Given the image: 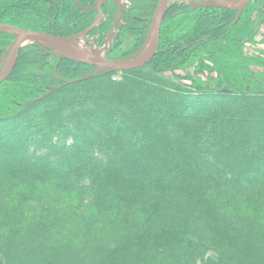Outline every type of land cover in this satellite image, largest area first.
<instances>
[{
  "label": "trees",
  "instance_id": "trees-1",
  "mask_svg": "<svg viewBox=\"0 0 264 264\" xmlns=\"http://www.w3.org/2000/svg\"><path fill=\"white\" fill-rule=\"evenodd\" d=\"M156 2L124 8L109 59L140 48ZM246 7L172 5L160 53L128 71L26 48L0 84V264H264V58L245 53L264 0ZM97 13L0 0V22L67 35Z\"/></svg>",
  "mask_w": 264,
  "mask_h": 264
},
{
  "label": "water",
  "instance_id": "water-1",
  "mask_svg": "<svg viewBox=\"0 0 264 264\" xmlns=\"http://www.w3.org/2000/svg\"><path fill=\"white\" fill-rule=\"evenodd\" d=\"M82 9L85 7L78 1L74 0ZM106 0H97L95 5L101 6ZM252 0H209L202 4L203 6L219 7L226 9L238 10V18L244 8ZM171 6L170 0H158L154 15L152 17L148 43L151 39L152 45L148 46L139 55L127 59H108L105 57L96 58L86 53L82 42L77 36H70L64 33L49 30H30L10 23L0 22V32H11L15 35V40L6 49L3 57L6 62L0 70V84L10 77L24 47L30 43L43 45L49 52L62 54L70 61L77 64H86L97 68L99 73L106 71L115 73L138 69L151 63L157 56L162 44V23L167 9ZM116 22L114 23V27ZM113 27V28H114Z\"/></svg>",
  "mask_w": 264,
  "mask_h": 264
},
{
  "label": "rangeland",
  "instance_id": "rangeland-1",
  "mask_svg": "<svg viewBox=\"0 0 264 264\" xmlns=\"http://www.w3.org/2000/svg\"><path fill=\"white\" fill-rule=\"evenodd\" d=\"M208 1L209 0H170V3H171V6L176 4V3H182V2H186V3H190V4L192 3V4L196 5V6H202V4H204V3L208 2ZM247 7H248V5H247ZM262 15H263V18H264V11H262ZM119 16H120V14H118L117 17H116V21H117L116 26L114 28L111 27V30L113 31V35L111 36V35L105 34V39H104L103 43H99L98 42V36L97 35L96 36L92 35V28L96 27L98 24H100V23H102V22H104L106 20L105 11L103 12L102 8H100V11L96 15V19H95L94 23L92 24V26L90 28H88L86 30H83L81 32L75 33L72 36H77L78 40L80 42L84 43V45H87L88 47L100 49L101 50V54L103 55V57L108 58V53H110V51L112 49V44L114 43V41L116 39V36H117V33L119 31V27L122 24V20H121V18H119ZM254 17H257V12L254 14ZM148 37H149V32H148V34H147V36L145 38V41L139 46L140 48L136 52L130 54L127 57H123L122 59L135 57V56L139 55L142 51H144L146 49V47H147V44H148ZM106 39L108 41H106ZM99 40H101V37L99 38ZM36 44H38V43L30 42L24 47V49L22 50L21 55L19 57V61L17 62L13 72L16 69L19 68L22 55H23L24 51L26 50V48L32 47V45H36ZM160 51H161V47H160L159 53H160ZM245 53H247L249 55L260 56V57L264 58V20H263V22H262V24H261V26H260L257 34H256V37H255L254 41L252 43H249V44L245 45ZM5 62H6V58L3 57V55H2L0 57V70L4 66ZM191 71H192V73H194L192 69H191ZM10 76H12V74ZM202 77L204 79H207L208 75H203ZM9 78H7V79H9Z\"/></svg>",
  "mask_w": 264,
  "mask_h": 264
},
{
  "label": "flooded vegetation",
  "instance_id": "flooded-vegetation-1",
  "mask_svg": "<svg viewBox=\"0 0 264 264\" xmlns=\"http://www.w3.org/2000/svg\"><path fill=\"white\" fill-rule=\"evenodd\" d=\"M97 1V0H96ZM95 1V2H96ZM109 1H111V0H106V1H104V2H102L101 3V7H97V5H95V2H93V3H90V4H88V5H86V6H84L85 7V9H82L81 7V9L83 10V11H87V10H96L97 12H99L100 11V8H102V10H103V12L105 11L104 9H105V3H108ZM113 2H115V3H117L118 4V6H119V10H120V12H119V14H120V16H119V18H121V15H122V13H123V10H124V8H126V7H128L130 4H131V1L132 0H112ZM157 2H158V0H157ZM157 2H156V5H157ZM155 8H156V6H155ZM154 12H155V10H154ZM106 15V17H107V14H105ZM154 15V14H153ZM116 17L117 16H115V18H114V23L116 22V24H117V21H116ZM151 21H152V19H151ZM114 23L112 24V28L114 27ZM99 25V24H98ZM116 26V25H115ZM110 30H111V28H110ZM105 35V34H104ZM107 35H113V31L111 30V31H109L108 33H107ZM72 36V35H71ZM98 36V35H97ZM106 41H108L107 39H106ZM98 42L100 43V40H99V37H98Z\"/></svg>",
  "mask_w": 264,
  "mask_h": 264
},
{
  "label": "bare ground",
  "instance_id": "bare-ground-1",
  "mask_svg": "<svg viewBox=\"0 0 264 264\" xmlns=\"http://www.w3.org/2000/svg\"><path fill=\"white\" fill-rule=\"evenodd\" d=\"M152 41L153 39H151L148 43V46L152 45ZM84 50L86 51L87 54H89L92 57H96V58H101L103 55L101 54V50L97 49V48H92V47H88L87 45H84V43H82Z\"/></svg>",
  "mask_w": 264,
  "mask_h": 264
}]
</instances>
